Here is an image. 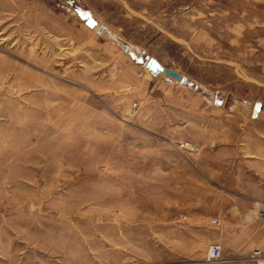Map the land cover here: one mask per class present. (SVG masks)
I'll return each mask as SVG.
<instances>
[{"label": "rangeland", "instance_id": "obj_1", "mask_svg": "<svg viewBox=\"0 0 264 264\" xmlns=\"http://www.w3.org/2000/svg\"><path fill=\"white\" fill-rule=\"evenodd\" d=\"M261 207L264 0H0V264H239Z\"/></svg>", "mask_w": 264, "mask_h": 264}, {"label": "water", "instance_id": "obj_2", "mask_svg": "<svg viewBox=\"0 0 264 264\" xmlns=\"http://www.w3.org/2000/svg\"><path fill=\"white\" fill-rule=\"evenodd\" d=\"M86 24L89 25L90 27H94L97 25V20H95L93 17H88L86 20ZM103 29H104L103 26H100L98 28V33H101ZM147 66L149 70H151L153 73L162 72L166 76L179 80L183 84L189 83V79L186 76H184L181 72H179L173 67L165 66L155 57L149 58V60L147 61Z\"/></svg>", "mask_w": 264, "mask_h": 264}, {"label": "built area", "instance_id": "obj_3", "mask_svg": "<svg viewBox=\"0 0 264 264\" xmlns=\"http://www.w3.org/2000/svg\"><path fill=\"white\" fill-rule=\"evenodd\" d=\"M207 258L209 260H223L222 246L219 243L211 244ZM239 264H264V248H254L248 255L240 259Z\"/></svg>", "mask_w": 264, "mask_h": 264}, {"label": "crops", "instance_id": "obj_4", "mask_svg": "<svg viewBox=\"0 0 264 264\" xmlns=\"http://www.w3.org/2000/svg\"><path fill=\"white\" fill-rule=\"evenodd\" d=\"M151 74L155 77V78H162V77H160V76H162V75H160L161 73H153V72H151ZM164 76V78H169V79H167V80H171V79H174V78H172V77H168V76H166V75H163ZM171 78V79H170ZM175 80V79H174Z\"/></svg>", "mask_w": 264, "mask_h": 264}, {"label": "bare ground", "instance_id": "obj_5", "mask_svg": "<svg viewBox=\"0 0 264 264\" xmlns=\"http://www.w3.org/2000/svg\"><path fill=\"white\" fill-rule=\"evenodd\" d=\"M97 25H98V23H97ZM97 25H96V26H97ZM261 209L264 210V207H261ZM251 219H252V218H251Z\"/></svg>", "mask_w": 264, "mask_h": 264}]
</instances>
